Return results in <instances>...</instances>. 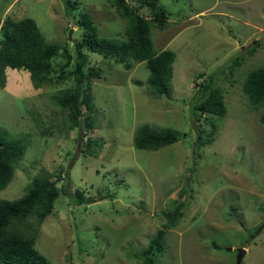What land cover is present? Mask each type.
I'll return each mask as SVG.
<instances>
[{
  "label": "rangeland",
  "instance_id": "1",
  "mask_svg": "<svg viewBox=\"0 0 264 264\" xmlns=\"http://www.w3.org/2000/svg\"><path fill=\"white\" fill-rule=\"evenodd\" d=\"M66 1L0 0V39L7 17H29L59 46L51 83L34 88L27 70L8 68L0 88V127L29 138L0 199L19 198L44 170L51 179L66 173L57 181L64 191L38 227L36 249L52 264H140L136 254L165 223V211L181 202L183 215L167 229L157 264H236L242 247L239 264H264V226L257 232L264 224V106L253 109L242 91L245 74L264 67V0H157L168 20L163 30L152 25L151 36L157 52L175 53L171 96L152 94L144 61L117 63L84 50L83 72L95 73L93 109L82 105L81 127L73 128L55 99L75 85L77 19L88 11L100 37L122 41L126 21L107 0H70L73 16ZM137 11L151 17L147 7ZM63 49L70 53L66 66ZM209 75L227 111L214 141L197 148L192 105L202 86L195 81ZM204 115L196 123L206 126ZM144 124L183 136L155 151L139 149L133 135Z\"/></svg>",
  "mask_w": 264,
  "mask_h": 264
},
{
  "label": "trees",
  "instance_id": "2",
  "mask_svg": "<svg viewBox=\"0 0 264 264\" xmlns=\"http://www.w3.org/2000/svg\"><path fill=\"white\" fill-rule=\"evenodd\" d=\"M107 1L126 21V40L100 37L91 13L84 11L79 15L77 24L82 28V38L75 43L76 62L71 71L75 77V85L63 89L55 99L61 109L68 111L70 128L81 127L82 105L89 111L93 109L89 75L95 73H92L91 68L87 74L83 72V67L89 61L84 50L112 58L117 63H125L127 58L144 61L149 69L148 84L152 94L166 97L172 94L171 80L175 53L168 49L157 52L150 29L152 25L159 30L165 28L168 20L166 9L159 5L157 0H131L137 7H147L151 11V17H144L129 0ZM64 5L66 15L73 16L71 12L76 7L74 2L69 0ZM1 34L0 88L6 84L7 67L27 70L34 88H40L53 81L50 76L54 67L52 58L58 54L59 46L46 40L34 19L24 17L13 20L7 17L2 24ZM254 47L249 51L254 52ZM63 50L67 58L64 64L66 66L70 62V53H67L66 49ZM239 64L238 60L233 62L235 66ZM85 76L88 77L86 81ZM208 77L205 81L202 80L203 82L195 81L202 86L201 100H196L192 105L197 148L214 141L220 127L217 121L222 119L227 111L222 89L219 86H212V76ZM242 91L253 109L264 106L263 66H256L245 74ZM201 115L205 117L206 126L196 123ZM85 118L86 125L92 127L94 124L90 121V115ZM258 120L264 125V108ZM203 133H206L205 137ZM182 136L183 134L171 128L144 124L135 130L133 144L139 149L155 151L178 141ZM28 139L26 134L16 136L0 127V189L5 188L12 180L16 162L23 157ZM90 147L91 145L87 146ZM60 178L58 174L56 179H51V174L44 170L41 175L34 176L29 181L24 194L19 198L0 199V264H52L36 249L35 238L39 225L51 213L55 199L64 191L63 186L57 184ZM181 204L180 202L173 209L165 211V223L156 230L147 246L135 256L140 259V264H157L165 251L167 229L175 226L183 215L180 210ZM214 245L218 247L217 244Z\"/></svg>",
  "mask_w": 264,
  "mask_h": 264
},
{
  "label": "water",
  "instance_id": "3",
  "mask_svg": "<svg viewBox=\"0 0 264 264\" xmlns=\"http://www.w3.org/2000/svg\"><path fill=\"white\" fill-rule=\"evenodd\" d=\"M264 226V224L261 226V227H259V229L257 230V232L262 228ZM228 249H230L231 250V248H228ZM245 254V249L242 247V248H239L238 250H237V254H236V264H239L240 263V261H241V259H242V257H243V255Z\"/></svg>",
  "mask_w": 264,
  "mask_h": 264
},
{
  "label": "built area",
  "instance_id": "4",
  "mask_svg": "<svg viewBox=\"0 0 264 264\" xmlns=\"http://www.w3.org/2000/svg\"><path fill=\"white\" fill-rule=\"evenodd\" d=\"M197 81L200 82V81H201V78H198ZM60 176H61V178H60L59 181H60L61 183H63L64 180H65V178H66V173H65L64 171H62V172L60 173Z\"/></svg>",
  "mask_w": 264,
  "mask_h": 264
},
{
  "label": "clouds",
  "instance_id": "5",
  "mask_svg": "<svg viewBox=\"0 0 264 264\" xmlns=\"http://www.w3.org/2000/svg\"><path fill=\"white\" fill-rule=\"evenodd\" d=\"M8 68V67H7ZM12 69V68H11ZM16 69V68H15ZM24 70V69H23ZM203 77H206V76H203ZM199 78H201V77H199ZM198 79V78H197ZM197 79H196V82H198L197 81ZM202 80H203V78H201V81L200 82H202ZM199 83V82H198Z\"/></svg>",
  "mask_w": 264,
  "mask_h": 264
},
{
  "label": "crops",
  "instance_id": "6",
  "mask_svg": "<svg viewBox=\"0 0 264 264\" xmlns=\"http://www.w3.org/2000/svg\"><path fill=\"white\" fill-rule=\"evenodd\" d=\"M8 68H9V67H8ZM8 68H6L5 72L7 71Z\"/></svg>",
  "mask_w": 264,
  "mask_h": 264
}]
</instances>
